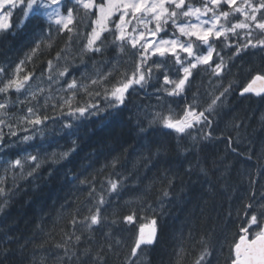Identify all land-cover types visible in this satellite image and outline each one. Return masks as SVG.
Returning a JSON list of instances; mask_svg holds the SVG:
<instances>
[{
	"label": "snow or ice",
	"instance_id": "6c2138e0",
	"mask_svg": "<svg viewBox=\"0 0 264 264\" xmlns=\"http://www.w3.org/2000/svg\"><path fill=\"white\" fill-rule=\"evenodd\" d=\"M17 10L23 19L14 25L11 21ZM32 17L46 24L44 30L49 38L53 33L56 37L66 36L65 46L46 60L39 75L35 65L27 70L26 62H32L40 51L43 36L14 67L11 63L0 64V149L27 145L37 136L43 140L53 131L67 135L71 147L63 150L64 146H59L62 150L54 148L51 152H41L39 148L34 153L22 150L14 159L0 157V197L12 191L7 187L9 182L18 187L17 178L32 177L45 164L67 161L78 147L74 130L81 123L101 113L120 112L128 106L130 97L140 92L149 98L154 95L157 103L138 108V135L159 126L169 130V135L175 133L178 141L189 137L191 147L197 148L202 141L213 138L214 118L234 91L237 82L229 80L224 86V79L235 61L264 53V0H0V32L23 27ZM46 47L52 50L54 43ZM247 71L250 78L242 85L240 95L264 99V69L254 74L251 68ZM197 75L201 83L189 99ZM204 76L210 88L202 92ZM176 98H182L183 104L173 107ZM261 128L264 129V114ZM221 138L226 143V155L220 157L219 163L213 162V168L219 171L223 167L222 177L235 167L226 162L228 150L246 161L255 156L258 162L255 175L251 168L238 173L241 183L247 179L248 189L235 207V217L231 205L227 211L226 220L233 226L224 236L228 264H264V185L260 184L264 179V163H260L264 161V140L259 151L255 146L241 151L240 146L248 141L247 125L243 118L235 116L217 137ZM166 152V145L153 144L145 138L138 150L137 165L143 163L147 168ZM122 168L117 154L95 169L91 178L73 176L87 186L83 202L86 212L79 206L72 212L60 239L53 244L57 251L41 256L39 264H48L50 258L53 264H108V254L119 255L120 248L124 249L122 264H140L145 249L159 242L164 202L173 195L176 176L162 169V177L150 181L136 197L139 210L150 215L142 217L148 223L139 224L129 244L115 237L112 229V225L121 223L135 226L138 219L136 209L121 215L118 206H113L112 198L118 199L133 179V173L125 174ZM200 171L207 175L209 170L202 167ZM134 178L140 180L139 176ZM157 183L160 188L155 204L159 209L146 200ZM210 193L215 194L211 189ZM7 202H0V211ZM97 232L101 233L99 239ZM187 239L194 240L191 230ZM10 240L0 241V248ZM48 242L44 240L37 247L43 249ZM184 242L182 238L175 250L174 264H184L189 255ZM197 244L199 254L192 264H211L209 258L215 252L213 234L208 233L207 238L201 235L193 247ZM5 252L7 249L0 255Z\"/></svg>",
	"mask_w": 264,
	"mask_h": 264
},
{
	"label": "trees",
	"instance_id": "16d2710c",
	"mask_svg": "<svg viewBox=\"0 0 264 264\" xmlns=\"http://www.w3.org/2000/svg\"><path fill=\"white\" fill-rule=\"evenodd\" d=\"M21 19L22 13L17 10L11 22L19 25ZM44 29L46 24L40 18L32 17L23 27L14 26L6 33L0 32V64L11 63L14 67L15 63L25 59L26 54H30L36 41L41 40L43 36L40 51L33 57L32 62H26V69L31 70L35 65L39 75V68L42 65L46 66V60L55 56V52L65 46L66 39V36L56 37L55 33L49 38ZM50 42L54 43L52 50L46 47ZM249 68L253 70V74L264 69V53L255 56L249 54L235 61L231 73L224 79V86H227L229 80L237 82L234 91L228 97L226 105L218 110L219 115L214 118L216 130L213 138L202 141L197 148L191 147L189 137L178 141L175 133L169 135V130L159 126L149 128L146 134L138 135L139 129L136 127L138 108L143 109L157 103L154 95L149 98L144 92L130 97L128 106L118 113H101L81 123L74 130V135L78 137V147L67 161L55 165L45 164L32 177L17 178L18 187L11 182L8 183L7 187L12 191L7 196L0 197V202L4 199L8 201L0 211V241L6 238L11 240L0 248V252L7 249V252L0 255V264H33L34 255L36 264H39L41 256H47L49 252L54 255L57 250L53 244L60 239L61 229L66 228L72 212L78 206L82 212H86L83 202L87 196V186L80 184L79 179H73V176L80 179L85 176L91 178L90 174L95 169L117 154L123 163L121 171L125 174L133 173V179L129 180L118 199L112 198L113 206H118L121 215H127L136 209L138 219L135 226L121 223L112 225V229L115 237L129 244L134 240L139 224L148 223L142 217L150 215L139 210L140 203L136 197L145 190L150 181L162 177V169H169V175L174 173L176 176L173 195L164 202L159 242L145 249L140 264H174L175 250L182 238L189 253L184 258V264H192L200 249L198 244L193 247L194 240H199L201 235L207 238L208 233L213 234L215 243L214 255L209 258L211 264H228L229 249L227 243H224V236L233 230V226L226 220L227 211L231 205L233 218L235 217V207L248 189L247 179H243L241 183V176L238 173L241 170L246 173L251 168L255 175L258 162L255 156L251 161H246L243 156L237 158L228 150L226 162L234 163L235 167L223 177L221 176L224 172L223 167L215 171L213 162L219 163L220 157L226 155V143L223 138L217 137L226 130L234 116L244 119L248 141H251V143L245 141L240 146L241 151L253 146L259 151L260 143L264 140V129L261 128L264 99L253 94H246L243 97L240 95L242 85L250 78L247 71ZM80 71H83V68ZM75 74L79 75V71ZM200 83L201 76L197 75L188 93L189 99L191 92L195 91ZM212 83L215 84L216 81L213 80ZM203 84L205 87L201 89L202 92L210 88L207 76L203 77ZM148 92L152 93V89ZM177 104L182 105L183 99L176 98L172 101L173 107H177ZM144 126L147 127L146 121ZM4 131L7 132V129ZM145 138L153 144L163 143L167 147V152L159 159L153 160L147 168L143 163L137 165L138 150L145 142ZM59 146H64L63 150L71 147L70 139L65 134L58 135L53 131L43 140L37 136L27 145L0 149V157L14 159L22 150L34 153L37 148L41 152H51L54 148L62 150ZM185 148L190 150L185 151ZM202 167L209 170L207 175L200 171ZM135 176H139L140 180L136 181ZM260 184L264 185V179L260 180ZM159 188L160 184L157 183L146 196V200L152 202L158 209L159 205L155 204V199L159 194L157 191ZM210 189L214 195L210 193ZM257 191H260L259 185ZM202 208L204 215H201ZM108 211L109 213L112 211V206ZM190 230L194 233L193 241L187 239ZM103 231H108V228H104ZM46 233L48 235H45ZM100 235V232L96 233L97 239ZM44 240H49L45 247L43 249L37 247ZM26 241L28 243L25 245ZM117 251L119 255L108 254V264H122L124 249L120 248ZM48 264H53L51 258Z\"/></svg>",
	"mask_w": 264,
	"mask_h": 264
},
{
	"label": "water",
	"instance_id": "95a60500",
	"mask_svg": "<svg viewBox=\"0 0 264 264\" xmlns=\"http://www.w3.org/2000/svg\"><path fill=\"white\" fill-rule=\"evenodd\" d=\"M146 231H147V229H146Z\"/></svg>",
	"mask_w": 264,
	"mask_h": 264
}]
</instances>
